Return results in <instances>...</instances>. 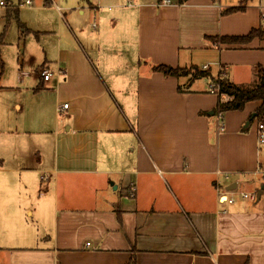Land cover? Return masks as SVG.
Returning <instances> with one entry per match:
<instances>
[{
  "label": "crops",
  "instance_id": "crops-1",
  "mask_svg": "<svg viewBox=\"0 0 264 264\" xmlns=\"http://www.w3.org/2000/svg\"><path fill=\"white\" fill-rule=\"evenodd\" d=\"M110 1L107 14L89 6L97 32L71 19L66 41V17L51 5L61 18L53 69L46 59L39 82L20 71L7 87L30 95L11 107L36 108L22 121L0 117V264H129L133 255L136 264H264L263 191L256 205L237 199L264 171L258 121L242 132L261 103L225 113L219 132L209 79L179 91L187 78L151 71L196 66L217 77L222 67L234 84L255 82L264 40L208 37L263 27L262 7L224 15L241 0ZM10 6L18 17L27 5Z\"/></svg>",
  "mask_w": 264,
  "mask_h": 264
},
{
  "label": "rangeland",
  "instance_id": "rangeland-1",
  "mask_svg": "<svg viewBox=\"0 0 264 264\" xmlns=\"http://www.w3.org/2000/svg\"><path fill=\"white\" fill-rule=\"evenodd\" d=\"M26 0H0L7 4L10 9L12 6H17L20 2L24 3ZM34 4L31 7L22 6L19 11L18 18L9 17L7 14L11 13L14 16L16 15L12 11H8L2 6H0V55L3 61V72L0 77V117H8L9 115L17 116L19 115V121H22L23 118L29 119L32 115L34 109L36 108L33 105L32 111H26L22 109L21 112L17 111V105L15 108L13 106V97L20 98L22 101H28L30 95H18L15 91L8 90L7 87H13L16 85L18 74L20 71H23L25 75H30L39 80L35 69L41 63L49 62L47 65L53 69L52 64L56 61L55 56L53 55V50L56 46V37H53L57 33L59 26V20L61 19L57 12L50 9L51 5H58L62 10V14L66 17V20H62V41H66L71 34L68 24L75 26L74 22H78L81 27L86 30L88 34L97 32L93 28V22L97 23L94 18H89V6L92 5L97 8L99 12L103 14L110 13L109 7L110 0H33ZM140 1H157V0H135L134 6L137 5ZM116 2L123 5L125 8H130L128 6L127 0H116ZM10 4V5H9ZM256 5L261 6L264 13V0H253L250 2L249 6ZM132 5V7H134ZM131 7V8H132ZM85 11L84 15L81 12ZM97 11V12H98ZM112 11V9H111ZM74 21H72V20ZM20 23H24V26L21 27ZM68 23V24H67ZM98 24V23H97ZM264 27V21H263ZM28 29V30H27ZM75 31V30H74ZM76 32V31H75ZM72 35V34H71ZM21 49L24 50V53L21 52ZM45 64V65H46ZM32 69V72H31ZM40 70H45V68H40ZM39 82V81H38ZM204 85V81L202 82ZM253 83V82H252ZM251 83V84H252ZM250 85V84H248ZM25 98V99H24ZM31 102L34 103V99H31ZM5 103H8L7 106H4ZM31 108V107H29ZM30 110V109H29ZM18 122L17 124H20ZM264 123V121H262ZM252 126L244 128L247 132L248 129L257 125L255 121L251 123ZM243 130V129H242ZM264 147V144H262ZM264 156V152H263ZM261 188H264V178L257 176L254 178H247L245 185H240L239 191L247 194H256L261 191ZM262 200L261 206H264V189L262 190ZM238 201H245L252 205H256L258 202L256 200L250 201V199H242V197L237 195Z\"/></svg>",
  "mask_w": 264,
  "mask_h": 264
},
{
  "label": "trees",
  "instance_id": "trees-1",
  "mask_svg": "<svg viewBox=\"0 0 264 264\" xmlns=\"http://www.w3.org/2000/svg\"><path fill=\"white\" fill-rule=\"evenodd\" d=\"M187 0H180V2ZM253 0H241L240 4L235 7L228 8L222 13L224 15L242 12L245 10L247 5ZM16 18L17 15L15 16ZM21 27H25L24 24L20 23ZM214 44H225L231 46H245L252 42L254 39L264 40V28L259 27L253 29L250 33L245 36H216L208 37ZM3 61L0 55V76L3 72ZM152 72L163 74L165 77H175L177 79L187 78L185 87L179 86V91H188L193 81L199 79H209L210 84L219 83V102L217 107L214 109L213 116L216 117L218 113L223 115L232 111H242L245 105L250 102L258 101L261 103L259 108L255 111V117L249 120L250 124L253 121L262 123L264 121V69L261 66H256L254 71L256 73V80L250 85H237L230 81L224 68L221 67V73L217 77H214L209 69L203 70L196 66L190 68L172 67L169 65H152ZM208 115V114H206ZM210 116V115H209ZM245 129L242 130L244 132ZM129 264H136L135 256L133 255Z\"/></svg>",
  "mask_w": 264,
  "mask_h": 264
},
{
  "label": "built area",
  "instance_id": "built-area-1",
  "mask_svg": "<svg viewBox=\"0 0 264 264\" xmlns=\"http://www.w3.org/2000/svg\"><path fill=\"white\" fill-rule=\"evenodd\" d=\"M135 0H127V3L129 6H132L134 4ZM170 0H163V5H168L170 4ZM25 5L27 6H32L33 5V1L32 0H26L25 1ZM0 6L6 8V9H10L9 7H7L8 5L0 2ZM203 70L208 69L207 67L202 68ZM59 73V71H58ZM221 73V69L218 75H220ZM60 74V73H59ZM40 77L44 80V81H49L51 79V77L53 76V74L48 71V70H40L39 72ZM208 92L210 94H214L217 95L219 97V83H212L209 84V88H208ZM68 108V104H63V105H59L58 106V111L62 110V109H67ZM216 118L219 120L220 122V127H219V132L223 131L224 127H223V114L222 113H218L216 115ZM258 142L259 144H264V124L263 123H259L258 124ZM258 173L261 175V177L264 178V171L259 170ZM240 196L244 199H250L252 201L256 200V194H246V193H240ZM234 198H227L226 197V202L228 203H234Z\"/></svg>",
  "mask_w": 264,
  "mask_h": 264
},
{
  "label": "water",
  "instance_id": "water-1",
  "mask_svg": "<svg viewBox=\"0 0 264 264\" xmlns=\"http://www.w3.org/2000/svg\"><path fill=\"white\" fill-rule=\"evenodd\" d=\"M254 117H255V114L252 115V118H254ZM247 125H249V123H248ZM262 190H263V188H262ZM262 190H261L260 192H258L257 195H256V200H257V201H259V199H260V197H261Z\"/></svg>",
  "mask_w": 264,
  "mask_h": 264
}]
</instances>
